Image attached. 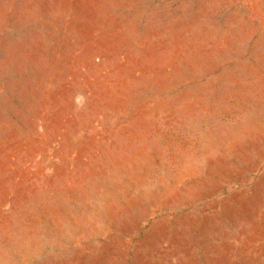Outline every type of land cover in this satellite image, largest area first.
<instances>
[{
  "label": "rangeland",
  "instance_id": "obj_1",
  "mask_svg": "<svg viewBox=\"0 0 264 264\" xmlns=\"http://www.w3.org/2000/svg\"><path fill=\"white\" fill-rule=\"evenodd\" d=\"M263 241L264 0H0V264Z\"/></svg>",
  "mask_w": 264,
  "mask_h": 264
},
{
  "label": "bare ground",
  "instance_id": "obj_2",
  "mask_svg": "<svg viewBox=\"0 0 264 264\" xmlns=\"http://www.w3.org/2000/svg\"><path fill=\"white\" fill-rule=\"evenodd\" d=\"M261 239L263 240V238H261ZM263 242H264V241H263ZM263 242H262V243H263ZM260 244H261V243H260ZM257 246H258V245H257ZM261 247H262V246H261ZM261 247H260V248H261ZM258 248H259V247H258ZM258 250H259V249H258Z\"/></svg>",
  "mask_w": 264,
  "mask_h": 264
}]
</instances>
